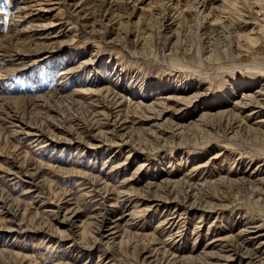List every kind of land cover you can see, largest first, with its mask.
<instances>
[{
    "label": "rangeland",
    "instance_id": "1",
    "mask_svg": "<svg viewBox=\"0 0 264 264\" xmlns=\"http://www.w3.org/2000/svg\"><path fill=\"white\" fill-rule=\"evenodd\" d=\"M263 86L264 0H0V264H264Z\"/></svg>",
    "mask_w": 264,
    "mask_h": 264
},
{
    "label": "bare ground",
    "instance_id": "2",
    "mask_svg": "<svg viewBox=\"0 0 264 264\" xmlns=\"http://www.w3.org/2000/svg\"><path fill=\"white\" fill-rule=\"evenodd\" d=\"M25 9H28V7H25ZM32 14L36 15V13L34 12L31 13V16ZM251 96L250 93H245L243 96L240 97V99L235 101L234 105H238V108H244L247 107V105H250L252 106V109L250 111L251 113L261 112L262 109H264V86L263 88L258 89V91H256L255 94H252Z\"/></svg>",
    "mask_w": 264,
    "mask_h": 264
}]
</instances>
